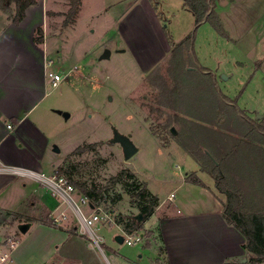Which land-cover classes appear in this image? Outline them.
Wrapping results in <instances>:
<instances>
[{"label":"rangeland","instance_id":"374dc122","mask_svg":"<svg viewBox=\"0 0 264 264\" xmlns=\"http://www.w3.org/2000/svg\"><path fill=\"white\" fill-rule=\"evenodd\" d=\"M14 6L11 11L4 9L12 21ZM34 6L45 12L41 32L34 34L39 41H34L45 48L48 62L52 61L46 72H58L64 79L56 87L46 79L38 95L43 97L26 116L27 121L12 131L2 150L7 151L14 142L24 157H37L42 166L39 171L49 176L61 175L60 167L76 164L79 176L89 183L106 184L123 169L134 172L136 179L130 181L147 184L163 201L145 222L142 231L147 239L130 246L116 242L120 230L115 226L103 227L100 233L112 264H153L158 249L154 237L158 214L184 213L199 194L187 185L176 188L182 173L200 174L199 163L180 143L187 141L191 148L195 145L190 140L193 122L207 132L219 123L222 128V118L227 115L241 121L195 63L216 73L220 91L246 114L264 119V0H216L229 37L218 33L210 22L201 24L196 31L195 63L185 47L173 51L195 27L194 15L183 0H81L74 24L67 25L70 0H38ZM106 49L110 57L101 58ZM174 87L176 94L171 96ZM64 112L70 116L66 118ZM174 114L187 121L175 122L177 134L170 131ZM114 127L130 135L138 147L128 160L121 145L112 141ZM235 128L234 124L232 130ZM82 145H91V149L72 155ZM9 152L7 158L0 156L3 164L27 161ZM201 175L219 194L212 185L214 179ZM35 191L51 195L46 186L28 176L0 174V237L19 240L14 264H108L78 231L71 208L62 204L61 198L52 197L60 209L54 212L50 208L44 217L42 203H29ZM171 192L175 196L172 201L168 199ZM119 194L121 200L114 203ZM107 197L104 204L116 214L124 217L139 212L121 185L113 187ZM21 224H30L26 233L20 232ZM147 240L149 247L143 246Z\"/></svg>","mask_w":264,"mask_h":264},{"label":"trees","instance_id":"16d2710c","mask_svg":"<svg viewBox=\"0 0 264 264\" xmlns=\"http://www.w3.org/2000/svg\"><path fill=\"white\" fill-rule=\"evenodd\" d=\"M37 1L0 0V7L9 9V5L15 2L16 9L13 22L19 24L25 16L26 8L37 3ZM80 3L81 0H70V9L64 22L66 25L68 23L74 24ZM183 3L184 7L193 13L195 27L175 45L173 51L185 47L195 63L198 62L194 48L196 31L201 24L210 22L222 36L229 37V35L217 13L216 0H183ZM37 30L41 32L40 27ZM34 40L39 41L36 38ZM195 64L201 72L208 74L210 83L218 97H221L224 103L232 106L235 113L240 116L241 121L236 122L227 115V117L222 118V128L218 122V127L212 125V129L207 132L200 123L193 122L194 127L192 129L194 131L190 140L194 141L195 145L192 148L188 147L187 141L182 140L181 147L197 160L201 171L208 173L215 180L217 188L227 195L228 200L224 205L223 216L245 237L244 247L251 253L250 261L253 263L264 262V119L256 120L246 114L243 109L238 107L235 100L220 91L213 71L199 66V63ZM174 94H176L175 87L171 90V96ZM173 116L174 119L170 120V127H174L175 122L184 119L177 114ZM184 121L187 122L185 119ZM213 123L215 122L213 121ZM228 123H230L229 127H227ZM231 124L233 127L234 124L236 126L234 131ZM171 129L170 131L173 133ZM197 132L206 134L201 135ZM204 143H209L214 148H207ZM90 147L91 145L78 146L72 155L90 150ZM58 171L61 175H66L79 192L87 196L94 204H104L108 201L107 194L111 189L121 185L130 195V203L135 205L143 215L142 221L137 220L135 215L124 217L118 215L120 222L126 220L125 226L129 231L143 230L144 223L160 204L159 197L150 191L146 184L130 181L135 180L136 176L134 172L128 169L121 170L103 185L83 180L79 176L80 167L76 164H71L67 168L60 167ZM77 174L79 177H76ZM185 179L188 183L204 185L196 172L187 173ZM121 198L122 196L119 194L112 201L115 203ZM32 202L34 201L31 200L30 205H33ZM42 209H44L43 215L45 217L49 210L47 206H43Z\"/></svg>","mask_w":264,"mask_h":264},{"label":"crops","instance_id":"0c3cea01","mask_svg":"<svg viewBox=\"0 0 264 264\" xmlns=\"http://www.w3.org/2000/svg\"><path fill=\"white\" fill-rule=\"evenodd\" d=\"M13 4L15 2L9 5V11L13 10ZM34 5L26 8L19 25L12 21L9 12L0 7V156L7 158L10 150V154H19L23 161L27 160L21 165L16 163L12 166L39 171L42 166L37 157H24L14 142L9 144L8 152L2 150L12 131L27 121L26 116L44 95L38 97L41 87L45 85L48 59L45 48L43 50L34 41V34L43 26L45 12L43 7ZM31 16L38 20L34 21ZM36 90L39 91L37 95ZM8 125H12L11 129ZM199 170L200 174L190 170L182 173L176 187L178 189L187 185L199 190L198 196L190 201L192 207L184 213L165 211L157 216L156 232L153 230L158 249L153 264H264L250 261L251 253L244 247L245 237L223 216L227 195L217 186L219 194L213 192L211 184L201 175L206 172L201 171V168ZM191 172H196L204 185L188 183L185 177ZM214 184L215 180L212 182ZM37 192L29 197V203L33 200L32 204L42 203V207L47 206L48 210L55 209L57 202L52 195ZM173 192L168 195V199ZM162 203L154 213L159 211ZM150 245L148 240L143 243L145 247Z\"/></svg>","mask_w":264,"mask_h":264},{"label":"built area","instance_id":"2783aa9c","mask_svg":"<svg viewBox=\"0 0 264 264\" xmlns=\"http://www.w3.org/2000/svg\"><path fill=\"white\" fill-rule=\"evenodd\" d=\"M51 64L52 61L48 62L47 60L46 68L47 66H51ZM46 79L49 84L56 87L64 79V75L50 70L46 72ZM11 127L12 125H8V128ZM2 173H13L28 176L46 186L56 200L61 198L62 201L60 202L62 204H67L74 212L77 218L76 227L80 234L88 239L91 248L98 249L108 264L112 263L107 257L103 247L105 237L102 233H100L103 227H117L120 230V233L117 234L123 235L124 243L130 246L137 244L138 242H142L144 238L146 239L142 230H127L125 224L119 221V214H116L114 210L108 208L104 204H94L91 202L87 196L81 194L65 176L58 174H52L49 176L44 172L30 170L19 166L6 165L3 164L0 159V174ZM173 197L174 194H171L169 199L171 200ZM59 209L60 206H57L54 209V212ZM62 217L66 218L67 215L63 212ZM18 246L19 240L15 237H0V264H14L13 256Z\"/></svg>","mask_w":264,"mask_h":264},{"label":"water","instance_id":"95a60500","mask_svg":"<svg viewBox=\"0 0 264 264\" xmlns=\"http://www.w3.org/2000/svg\"><path fill=\"white\" fill-rule=\"evenodd\" d=\"M110 54H111L110 50L106 49L105 52L101 55V58H109ZM63 115L66 118H68L70 116V114L68 112H64ZM171 130H172L173 134H177V131H176L175 127H172ZM112 141L116 142V143H119L121 145L123 153H124V158L126 160L130 159L131 157H133L138 152V147L133 142L131 136L119 132L118 129H116L115 127L113 128ZM54 150L56 152H60V150H59V148L57 146L54 147ZM134 217L137 220H139V221L143 220V215L140 212L135 214ZM29 228H30V224H21V225H19V230L22 233H26ZM115 240H116V242L122 244V243H124V236L121 235V234H117L115 236Z\"/></svg>","mask_w":264,"mask_h":264}]
</instances>
